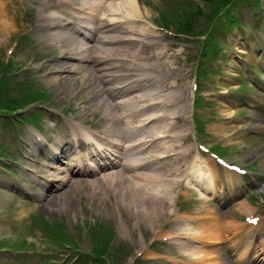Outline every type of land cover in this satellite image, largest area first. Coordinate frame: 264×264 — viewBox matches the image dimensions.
<instances>
[{
    "label": "rangeland",
    "instance_id": "obj_1",
    "mask_svg": "<svg viewBox=\"0 0 264 264\" xmlns=\"http://www.w3.org/2000/svg\"><path fill=\"white\" fill-rule=\"evenodd\" d=\"M22 1L23 0H0V69L2 67L1 65L4 64V59L8 57H12L13 66L17 68L15 70L17 71L16 74H12L10 77L6 78L8 84H14V87L11 86L7 88L8 91H2L5 88V85H2L5 81L2 80L0 82V102H4L5 97H17L26 93V88H22L23 86L21 83L26 85L29 82L32 88L45 90V93H48V105L56 108L57 111H62L67 117H80V115H76L79 112H75V110L77 106H81L82 104H89V107L94 109L95 106L93 104H96L97 100L95 95L91 93L92 85L89 80H87V82L81 80L82 74H75L71 76V79H69V76L64 75V79L57 77V82H53L48 79V76L51 75L50 71L53 69L52 67L42 65L40 69L35 70L32 68V64L29 65L31 57L34 58L39 52L41 53L40 58L49 55L46 54V50L43 47L44 41L39 38V34L44 33L45 29H41L38 25V19H41L43 16L42 14H45L49 10V3H46V11H43L42 8V11L36 13L34 9L38 7V9L41 10V5L35 2L40 0H27L28 6L19 3ZM247 1L249 3L255 2V0ZM41 3L43 6V1H41ZM138 3L141 7V16L139 19L152 22L157 18V7H159L166 11L165 14L167 19L165 24L174 32H177L175 28L177 24L176 19L178 21H183L188 15V12H184L183 15L184 8L181 5L183 3L179 0H138ZM258 5L260 8L256 9V23L259 28L262 29L264 25V0H259ZM32 7L33 10L31 9ZM29 8L32 10V13L29 17L31 20L28 22L25 19V15L30 13L27 12ZM206 8L208 9L207 6ZM245 11V3L242 1H239L230 9L234 18L245 13ZM179 12H181V16H178ZM61 13L63 14V12ZM209 20L212 21L213 19ZM215 22L222 24L221 19ZM141 24L144 25L143 23ZM144 28L145 27H142L140 29ZM259 28H256V30H259ZM122 29L124 30V28ZM122 29L120 30L122 31ZM219 30H222V27H219ZM154 33L158 36L157 38L160 39V41L168 42L169 45L173 47L184 46L185 51H181L180 61L184 64L185 70H194L197 47L201 39L200 36L186 38L172 33L163 34L159 30H154ZM258 37L264 38V31H262V35L258 33ZM229 38L231 40V46L237 50L239 48L242 49V45L248 44L249 40L247 39L249 38L248 34L241 28L234 29L231 35H229ZM52 50L55 51V49ZM53 51H50V53ZM243 51L242 49L241 52ZM57 55H60V53L57 52ZM183 58L185 59L183 60ZM41 69L42 72H40ZM191 76L192 75L185 77L182 83L180 82L181 91L176 101L180 99L181 102H183L185 95L188 99L187 104L190 102L188 79ZM217 77L220 78V81L217 82L218 85L223 86L222 83L225 81H222V76L217 73ZM214 79L216 81V78ZM73 89H76L75 94L78 97L69 95L68 91L71 92ZM215 94L217 95L218 93ZM56 105L58 107H56ZM197 105H199V103H197ZM68 110H72V112L67 113ZM101 115L102 113L99 110L95 111V117L98 118L99 122H101ZM222 115L224 117V114ZM8 117L9 116L5 115L0 116V149L11 154L15 152V148L11 141L13 128L8 123ZM216 117L221 118V116L219 117L218 115H216ZM189 118V112H187L184 115V121L188 122L191 128L192 125L190 124ZM229 119H225V122H229ZM234 120H236V118H234ZM221 121L222 119H215L211 125H215V123L217 125V123H221ZM225 124H227V127L224 128L222 133H220V130L216 133L215 128L213 131L210 125H208L206 130L208 134L202 133L201 137H212L215 143L227 145L226 147L229 148V153L227 155L231 158L237 157L240 161L246 160L247 162L256 161L258 156L256 152L252 150L248 151L247 149L249 147L243 146V143L240 141L245 134L242 130L246 127L245 123H242L243 127L241 128L228 123ZM189 139L190 142L192 140L190 136ZM0 165L3 167L4 165L8 166L6 162L1 160ZM63 190L64 187L60 192ZM91 191L92 190L85 186L76 187L72 192H69L70 194H67V196L64 195L65 198L60 197L59 200H54L52 202V209L43 207L40 209L32 202L27 201V199L11 196L13 195L12 193H7L1 189L0 264H105L102 258L103 254L106 255L108 259L106 260V264H134L133 256L135 251L144 245V240L148 237L149 232L155 228V225H162L163 223L161 221L165 222V225H173L171 220H163V217L159 215L156 221L155 219H149V222L143 220V222L133 226V221L130 216L127 218L128 221L126 219L123 220L124 217H127L123 212L125 210L126 214L127 212L129 213L130 205L123 210L115 209L114 207L117 204L116 191L111 192L107 190V188H102L98 193H93ZM126 191L130 195V193H132V186H128ZM144 196H146V194H135L132 197L137 199V204L141 208L148 209L149 206L158 202L157 200H147ZM179 200L180 199H178L177 202ZM61 203H63L62 205H64V208ZM162 203L163 202H160L159 204ZM179 203L182 204V202ZM36 215H42L51 225L48 226L42 220L37 219ZM118 220L122 221L124 226H121V224L119 225ZM55 226L57 227L58 237L53 236V229H55ZM60 232H62L63 236L66 234L65 237L74 241L75 245L59 242L61 241L58 239ZM100 233H102L105 238L95 239L94 236L100 235ZM50 236H53L56 242L53 243ZM24 240L28 242L31 241V244L25 245V248H18L19 250L24 248L23 251L14 249L22 242L24 243ZM104 243H106L105 248L101 253L97 254L99 250L97 247L104 245ZM93 248H97V250H95L96 254L92 251ZM149 257L150 255L145 253L142 261H139L142 263L136 264H159V261L154 263L148 261ZM138 259L141 260V258Z\"/></svg>",
    "mask_w": 264,
    "mask_h": 264
},
{
    "label": "bare ground",
    "instance_id": "obj_2",
    "mask_svg": "<svg viewBox=\"0 0 264 264\" xmlns=\"http://www.w3.org/2000/svg\"><path fill=\"white\" fill-rule=\"evenodd\" d=\"M76 5L74 8L80 10V11H84L88 8L87 6V2L85 0L82 1H78V0H72ZM68 2V1H66ZM94 2H92L93 4ZM126 3L129 5L130 10H132V6L130 4L134 3V0H127ZM134 11V10H132ZM135 11H137V8L135 7ZM110 15H112V13H109ZM114 19V17H112ZM82 19V17L79 18V20ZM107 22L109 24H111V17H109L107 19ZM69 37L66 34L62 33V34H58V37ZM132 38H134L132 36ZM131 38V39H132ZM145 39V36H142L141 33H139L138 37L134 38L132 40V43L137 44L138 47H146V48H151V47H155L157 49V52L155 54H150L147 50H142L140 52H138L139 50H129L128 51V47L124 48L119 56L120 61L122 62V64L119 66H122L126 69H130V70H135L138 71L141 75V80L144 82L145 87L149 90L153 92V98L157 100V104L163 108L168 110V107H174L171 111H180L181 110V100L179 99L177 103H171L169 102V97H171V95L176 94V92H174L173 94H171L170 89L171 88H176V80L179 79V77L181 78L183 76V71L182 68L177 66L175 61L172 59V57L174 56V54L169 55L167 53V51L163 48H161L158 44L151 43V44H147L146 42H142ZM60 40V39H59ZM150 41V40H149ZM142 42V43H141ZM138 49V48H137ZM116 49H113L112 51L114 52ZM104 51V50H102ZM138 52V53H137ZM137 53V54H136ZM114 54V53H113ZM109 54L107 55H101L102 56V61L103 57H107ZM116 55V54H114ZM108 58V57H107ZM151 61V64L148 65V61ZM118 65H114L112 64L109 67H106L104 69L108 68V72H105L103 75L97 74V73H92L93 77L90 78L91 80L94 79H102L104 76H116L118 74H116V72H114L112 69ZM153 68H157V69H161L163 71V73H157L153 70ZM60 74L59 70L56 69V74L55 75H50L48 76V79L52 80L53 82H57V77H60L61 79H64V75L58 76ZM91 75V74H90ZM63 76V77H62ZM58 78V79H60ZM76 89H73L70 93L73 94L75 92ZM179 98V97H177ZM139 101H141V99H138ZM165 100V101H164ZM264 102V101H263ZM229 104L224 103L223 107L221 108L222 112H228V114H231V111H229ZM260 124H257V127ZM140 126V125H139ZM221 126V125H219ZM223 128V126H221ZM68 128L70 131H72V128H75V126L72 127V123L69 121L68 122ZM105 131V130H104ZM157 131V130H155ZM162 132V131H159ZM159 132H151L150 135H154L157 134ZM57 140H53V141H46L43 144V148L45 154L42 155V157L39 156H35L36 160L35 163L30 167L31 171L37 172L40 168H48V169H53L56 172V174L54 176H49L46 175L47 183L41 181L42 177H39L37 174H34L35 176L32 177V184L35 185V187H30V189L33 190H46L49 192H54L53 188H51V182H54V185H56L58 188H60V185H65L67 182L70 181L69 177L66 176H61L59 173L61 172L62 168H59L57 165L55 166L54 164H51L58 161L60 159V157L62 156H67V161L66 164H68V173L69 175L71 174H75V175H79V177L81 178H76V180L72 183L74 185V189L75 187H80V186H85L88 187L90 190H92L91 192L93 193H98V191H101V189H105L107 188V190H110L112 192L116 191L117 197H116V201L117 203L120 205L121 209H126L129 205V210L131 212V207H134L136 209H134L133 211V216H137L138 211H141L140 206L137 204V199L136 198H132L133 197V193L136 192H142L146 193V197L145 199L147 200H157L158 198H161L163 196H166V192L169 189V187L166 185L165 182L158 180V181H152L150 180L149 177L151 176H155L153 178H159L162 179V176H164V172L163 171H158V174L156 172H152L150 174H148L147 172H145V176L146 177H142V176H137V177H141L143 178L141 180L135 179L131 176V178H127L126 176L123 175V173L127 170L124 169V166L128 163L130 165H134L136 163H138L139 161L135 158V157H131V155L126 154L125 157V161H124V166L121 167V169L119 171H117L116 173L112 174V176H108V177H101L99 178H95L94 180L89 181L87 178H82V177H86V171L80 170L81 169V163L80 161H82L81 156H75L72 154L74 153V150H72V152L69 150V148L66 145V140H62L59 138H56ZM150 141H153V139H150ZM32 150H34L33 146H32V142L28 145ZM94 147H91L90 149H88V151L90 152ZM107 148H103V150H101L100 152H102L103 154H106ZM154 149H150L148 152L151 153L153 152ZM170 151H163L160 152L159 155L161 156L160 158L157 159H164L167 158V156H165V154ZM156 152V151H154ZM99 155V154H98ZM97 155V156H98ZM133 155V154H132ZM93 156V160H97L98 157L95 155ZM101 156V155H99ZM131 157V158H130ZM130 158L129 161H127ZM155 159V160H157ZM151 161H154L153 159H151ZM60 169V170H59ZM177 168H174V171ZM49 171V170H47ZM31 173V174H33ZM148 176V177H147ZM152 178V177H151ZM78 179L80 181H78ZM152 182H150V181ZM61 182V183H57V182ZM9 187L12 188L13 186L15 188H17L18 190L20 189H29L23 186H19L16 183H14L13 181L6 179L5 177H1L0 176V187ZM128 184V185H127ZM132 186L134 188V190H132V193H129L126 191V189L128 188V186ZM73 188L68 189L65 191V193L62 194H58L56 193L53 198H60V197H64L67 196V194H70L69 192H72L74 190ZM162 193H164V195L162 196ZM160 201L155 203V208H157V205L159 204ZM241 208L245 211H247L246 213H249V209L251 208V206L249 205V203L246 200H243L242 204H241ZM146 210V209H145ZM144 210V211H145ZM193 262H195L193 260Z\"/></svg>",
    "mask_w": 264,
    "mask_h": 264
}]
</instances>
